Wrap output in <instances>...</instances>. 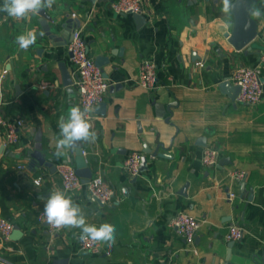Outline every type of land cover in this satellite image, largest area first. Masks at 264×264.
Returning <instances> with one entry per match:
<instances>
[{
	"label": "crops",
	"instance_id": "0c3cea01",
	"mask_svg": "<svg viewBox=\"0 0 264 264\" xmlns=\"http://www.w3.org/2000/svg\"><path fill=\"white\" fill-rule=\"evenodd\" d=\"M112 1L56 0L44 9L59 21L77 19L88 54L108 57L102 65L110 83L105 115L93 107L97 139L81 142L92 174L100 172L115 189L105 205L89 200L85 184L65 190L56 169L59 163L75 164L74 153L53 155L58 122L77 105L67 44H50L40 15L16 20L0 12L1 110L23 120L14 144L5 142L0 128V219L18 226L0 244V264H264V70L259 103L249 106L238 102L237 95L231 98L233 70L259 61L264 17L251 41L255 46L236 50L227 40L233 17L225 31L222 22L229 18L221 12L220 0H142V24L132 13L113 12ZM253 5L264 9V0ZM29 30L39 37L21 50L16 37ZM143 59L157 66L155 89L135 80ZM61 60L71 85L61 84ZM224 78L229 79L225 87L220 85ZM43 81L51 85L41 88ZM37 130L42 153L55 168L31 165ZM201 136L205 146L196 143ZM159 142L163 147L158 151L170 158L146 154V170L136 176L124 170L122 161L130 152L154 150ZM206 146L218 151L214 166L201 162ZM236 171L243 172L241 179L234 177ZM57 189L79 204L89 223L114 225L115 243H100L92 251L79 247V229L51 234L37 215ZM179 211L200 222L192 243L169 225ZM233 223L242 228V236L230 246L225 234Z\"/></svg>",
	"mask_w": 264,
	"mask_h": 264
},
{
	"label": "built area",
	"instance_id": "2783aa9c",
	"mask_svg": "<svg viewBox=\"0 0 264 264\" xmlns=\"http://www.w3.org/2000/svg\"><path fill=\"white\" fill-rule=\"evenodd\" d=\"M115 13H138L142 14L144 8L142 0H113L110 4ZM67 50L71 53L69 59L72 72L75 76L74 84L77 91V105L81 108L85 106L93 108L97 103L104 100L110 83L105 79L98 65L95 64L94 58L88 54L86 43L81 35L80 30H74L72 39L67 44ZM203 66V62H198ZM264 70V48L262 49L258 63L250 66H242L234 69L231 74V80L239 86L236 99L238 102L254 106L262 97L261 76ZM146 89L152 90L159 86L157 79V66L151 59H143L139 65L138 73L135 78ZM51 85L48 81L40 84L41 88ZM2 101H0V128L3 131V137L6 143L14 144L19 138L18 128L23 125L21 118H9L1 110ZM93 112L91 113V119ZM82 153L84 151L82 150ZM142 153L137 151L130 152L122 161V167L130 175L136 176L140 173L139 165ZM218 151L214 147L206 146L201 153V162L206 166H214L218 161ZM22 167V166H20ZM65 190L79 189L84 184L87 188L88 198L93 202L105 205L111 202L115 189L109 184L100 172H95L88 179V182L82 183L80 177L75 173V167L70 163H59L56 167ZM234 177L241 179L242 171L234 172ZM41 176L38 175L33 179V183L39 184ZM230 194L229 196H232ZM38 221L45 222L48 231L53 234L60 228L49 225L46 222L43 209L37 215ZM169 225L185 238L189 243L193 242L196 236L200 222L192 214L186 211L177 212L169 221ZM13 224L5 219H0V244L3 245L8 241ZM242 236V228L238 224H231L225 234L226 240H238ZM12 248L11 246H7ZM81 249L96 251L100 243L91 240H80Z\"/></svg>",
	"mask_w": 264,
	"mask_h": 264
},
{
	"label": "clouds",
	"instance_id": "9594fccd",
	"mask_svg": "<svg viewBox=\"0 0 264 264\" xmlns=\"http://www.w3.org/2000/svg\"><path fill=\"white\" fill-rule=\"evenodd\" d=\"M242 0H220L221 12L229 19L222 22L225 31L231 28V17ZM56 0H3L0 12L8 17L22 20L31 16H38L41 10L52 8ZM250 20H259L264 17V9L250 5L247 9ZM41 35H43L41 33ZM37 35L35 31H27L16 37L15 43L21 50H27L35 44ZM71 92V89H68ZM93 108L79 105L71 106L67 114L58 122L59 136L53 155L57 158L66 157L69 153H76L80 148V142L95 143L97 133L93 131L91 113ZM46 222L56 228L79 229L80 240H91L106 244L111 247L115 243V226L102 223L99 226L87 221L79 204L65 191L57 189L47 197L43 208Z\"/></svg>",
	"mask_w": 264,
	"mask_h": 264
},
{
	"label": "water",
	"instance_id": "95a60500",
	"mask_svg": "<svg viewBox=\"0 0 264 264\" xmlns=\"http://www.w3.org/2000/svg\"><path fill=\"white\" fill-rule=\"evenodd\" d=\"M91 3H94L96 0H86ZM256 0H242V2L237 6V9L234 13L233 17V25L231 30L227 34L228 42L233 46L234 49L238 50L246 46V50H250L252 46H255L251 41L256 37L257 31V22L258 20H250L247 9L250 5H253ZM39 24L42 33L49 40L52 46H64L69 43L72 39L73 32L76 28L79 27V21L73 18H65L62 21L56 19V17L49 16L44 10H41ZM133 19L137 22V24H142L145 21L143 15L138 13H132ZM37 37H39L37 35ZM251 43V44H250ZM41 48H38L37 52L39 54ZM68 55L71 53L68 51ZM94 62L98 65L102 71V65L108 62V57L104 55H96ZM57 68L59 70L61 84L63 86H68L72 84V78L68 67L65 61L61 60L57 63ZM103 74V72H102ZM106 77V74H103ZM229 84V79L224 78L221 81V86L225 87ZM239 91V86L234 85V88L231 92V98L235 99ZM96 108L99 114L105 115L106 102L101 101L96 104ZM35 148L31 152H29V157L31 158V165L33 167H39L42 165L49 166L55 168V165L51 164L49 160L43 155L41 150V132L39 130L35 133ZM197 144L205 146V138L201 136L198 138ZM158 147H163L162 143H157V146L154 150L150 148L143 149V153L141 155L139 170L144 171L147 168V157L146 154H149L151 157H165L170 158L171 156L165 152L158 151ZM75 154V173L80 177L82 183L88 182V179L92 175V169L87 165L86 159L82 154V146L80 142L79 150L74 153ZM222 164V162H219ZM135 178V177H134ZM187 183L184 184L180 192L185 194V187ZM252 195H248V199H251ZM18 229V226L14 225L12 229V233H16L15 230ZM233 244V240H230V246ZM58 264H64V260H58Z\"/></svg>",
	"mask_w": 264,
	"mask_h": 264
}]
</instances>
